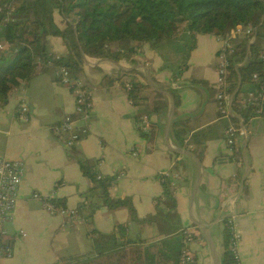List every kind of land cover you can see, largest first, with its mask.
Instances as JSON below:
<instances>
[{
  "label": "crops",
  "instance_id": "1",
  "mask_svg": "<svg viewBox=\"0 0 264 264\" xmlns=\"http://www.w3.org/2000/svg\"><path fill=\"white\" fill-rule=\"evenodd\" d=\"M54 20L60 31L66 29L58 14ZM197 39L188 70L177 80L160 71L163 61L151 44L134 55L127 54L126 42L107 55L75 58L80 65L76 76L92 90L94 108L88 122L73 126L76 133L88 131L73 150L66 146L69 136L57 139L49 132L75 112L74 97L56 84L55 69L38 67L30 84L0 109V158L25 166L15 220L7 229L26 234L15 242L14 258L0 264H60L82 258L94 253L97 234L110 235L119 225L128 227L131 240L155 241L185 230L194 238L188 247L195 264H223L225 223L231 216L239 225L240 263L264 264V116L247 121L232 112L239 141L231 152L216 100V38ZM47 43L51 56H68L62 40L50 37ZM5 52L10 53L0 52V66L10 62ZM132 80L161 97L158 112L145 116L148 134L138 128L141 110L122 86ZM20 100L28 104L27 124L8 120ZM150 105L155 108L152 101ZM209 127L219 138L190 145L195 133ZM100 162L103 180L111 179L108 198L130 201L138 221L153 223L159 214V201L166 202L161 176L168 175L177 226L136 224L127 210H110L101 191H91L93 183L82 171L86 166L95 174ZM57 200L67 207L57 210L80 209L88 222L60 231L61 218L46 213Z\"/></svg>",
  "mask_w": 264,
  "mask_h": 264
},
{
  "label": "trees",
  "instance_id": "2",
  "mask_svg": "<svg viewBox=\"0 0 264 264\" xmlns=\"http://www.w3.org/2000/svg\"><path fill=\"white\" fill-rule=\"evenodd\" d=\"M5 4L14 11H7ZM55 14L66 23L64 31H60L55 24ZM239 26L243 27V32L230 41L226 79L228 94H235L234 112L248 121L255 118V109H244L240 99L249 93L259 92L262 80H255L254 76H264V0H0V45L6 44L11 56L9 63L0 66V109L9 104L17 91L30 84L38 68L35 66L37 57L42 64L54 62L59 57L60 60L54 63L78 77L74 70H78L80 65L75 58L80 61L81 55L88 58L107 55L111 50L122 49L126 42L130 44L127 54L134 55L144 44H151L163 61L160 71L171 73L172 78L177 80L188 70L190 54L196 48L198 37L225 38ZM50 37L64 42L68 56L49 54L47 40ZM246 58V64L239 67ZM78 78L88 86L82 78ZM129 84L132 85L127 93L129 101L141 110L137 123L151 115L152 111L158 112L160 96L147 93L137 81L132 80ZM125 85H122L124 89ZM150 101L155 108L151 107ZM220 123L225 131L228 122L221 119ZM76 134L78 144L81 138L87 137L88 131L84 129L76 133L73 129L71 135ZM217 138L216 129L209 127L195 133L189 143L200 146ZM74 147L71 146L70 150ZM82 171L93 183L91 191H101L110 210H127L136 224L163 221L177 226L176 203L167 183L164 184L163 197L166 202L159 201V214L150 223L137 220L130 201L113 202L108 198L110 178L99 181L86 166ZM53 204L58 209H67L64 200ZM224 238L222 263L236 264L229 250L227 226ZM186 241L185 230L155 241L131 240L128 227L119 225L110 235H96L94 253L70 259L64 264H182L185 251L189 249ZM190 264H195L194 259Z\"/></svg>",
  "mask_w": 264,
  "mask_h": 264
},
{
  "label": "built area",
  "instance_id": "3",
  "mask_svg": "<svg viewBox=\"0 0 264 264\" xmlns=\"http://www.w3.org/2000/svg\"><path fill=\"white\" fill-rule=\"evenodd\" d=\"M7 11H14V8L4 5ZM243 32V27L239 26L227 37H217L216 43L218 44V58L217 64L218 71V83L216 100L218 102V109L222 120L228 122L224 131V139L228 145V148L233 152L237 148L238 129L235 119L232 117L233 100H229L230 94H228L229 84L227 82L228 67L227 62L228 51L231 49L230 41L237 39L238 35ZM250 30L247 31L249 33ZM7 50L6 44L0 45V52ZM264 59V55H263ZM59 57L54 59V62L59 61ZM248 58L239 67L246 64ZM54 62H46L42 64L39 57L36 58L35 66L40 68H56V81L57 83L69 91L75 100V112L65 118L64 122L54 128L50 129V133L53 137L69 136L67 139V146L71 147L78 141V136L71 135L73 126L77 122H88L91 118L92 110L94 108L92 90L86 86L81 79L72 75L71 71L57 66ZM255 80H262L259 92L249 93L240 99V105L246 109L252 107L255 109V118H261L264 116V76L261 78L258 75L254 76ZM132 85L126 84L125 90L131 91ZM29 108L25 100H20L18 110L15 115L8 116V120L15 121L18 124H27L29 122ZM148 120L143 118L141 125L138 128L144 133L148 134L150 130L147 128ZM85 134V133H83ZM103 162L95 168V174L99 181L103 180L100 172V168ZM25 176V166L20 162L8 161L0 158V262L2 260L12 259L15 255L14 245L18 239L26 237L24 230H19L15 234H11L7 231L6 227L14 223L16 210L19 202V191L22 189L23 180ZM162 184L168 182L169 176L162 175ZM38 195H33L36 197ZM46 213L50 216H59L61 218L60 231L75 230L78 226L88 222L83 216L80 209L76 210H57L56 207L47 206ZM226 226L229 234V250L232 252L236 264L240 263V257L238 252V246L240 243L239 225L236 216H231L226 221ZM192 241V236L187 234V247ZM193 260L189 249L185 251L182 264H190Z\"/></svg>",
  "mask_w": 264,
  "mask_h": 264
},
{
  "label": "rangeland",
  "instance_id": "4",
  "mask_svg": "<svg viewBox=\"0 0 264 264\" xmlns=\"http://www.w3.org/2000/svg\"><path fill=\"white\" fill-rule=\"evenodd\" d=\"M58 23H59V21H58ZM200 40L199 39H197L196 40V47H197V42H199ZM218 45V44H217ZM7 53V55L9 56L10 55V53L9 52H5L4 54H6ZM190 56H191V54H190ZM216 60H217V64H218V62H219V58H218V55H216ZM74 72H78V70L76 69V70H74ZM56 84L58 85V86H60L58 83H57V81H56ZM61 87V86H60ZM63 88V87H62ZM64 89V88H63ZM66 90V89H65ZM25 231V230H24ZM91 255V254H90ZM75 259H77V258H75ZM68 261V260H67ZM66 261H63V262H61L60 264H64Z\"/></svg>",
  "mask_w": 264,
  "mask_h": 264
},
{
  "label": "water",
  "instance_id": "5",
  "mask_svg": "<svg viewBox=\"0 0 264 264\" xmlns=\"http://www.w3.org/2000/svg\"><path fill=\"white\" fill-rule=\"evenodd\" d=\"M102 195V194H101Z\"/></svg>",
  "mask_w": 264,
  "mask_h": 264
}]
</instances>
